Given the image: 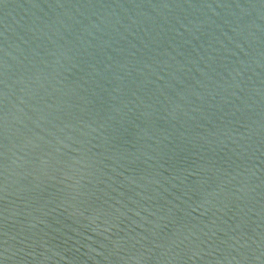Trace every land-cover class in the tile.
Here are the masks:
<instances>
[{"label":"water","instance_id":"1","mask_svg":"<svg viewBox=\"0 0 264 264\" xmlns=\"http://www.w3.org/2000/svg\"><path fill=\"white\" fill-rule=\"evenodd\" d=\"M0 264H264V0H0Z\"/></svg>","mask_w":264,"mask_h":264}]
</instances>
